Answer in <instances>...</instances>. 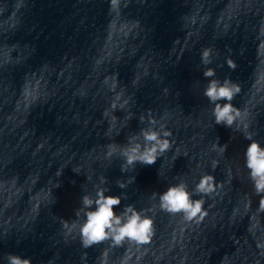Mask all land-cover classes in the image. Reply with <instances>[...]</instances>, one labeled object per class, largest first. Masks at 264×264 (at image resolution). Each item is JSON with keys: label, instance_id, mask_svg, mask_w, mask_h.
<instances>
[{"label": "clouds", "instance_id": "1", "mask_svg": "<svg viewBox=\"0 0 264 264\" xmlns=\"http://www.w3.org/2000/svg\"><path fill=\"white\" fill-rule=\"evenodd\" d=\"M209 57L210 50H203L201 63L210 64L211 59ZM227 63L229 68L235 69L236 65L233 61L229 60ZM202 75L205 78H212L216 76V71L208 67ZM239 91V86L228 78H225L223 82L215 78L208 80L203 95L214 105L212 115L216 125L232 128L236 123L241 113L231 101ZM220 101L226 102L220 103ZM140 119L141 123L145 120L143 116ZM156 123L157 121L151 117L149 111V126L141 128L137 134L128 137L126 145H108L106 157L110 159L119 154L124 160L120 166L122 173L129 169H135L137 163L148 166L155 164L157 159L168 152L173 145V141L169 139L172 132L166 130L164 125H160V128L157 129ZM245 139L251 141L245 150V166L257 195H261L260 206L264 210V195H262L264 194V147L252 138V133L246 132ZM212 147L213 150H218L221 153L227 150V144L220 145L219 138L214 141ZM216 163L213 161V168H215ZM58 175H61V172ZM134 180L135 177L133 176L128 181L117 180L116 183L118 187L124 189ZM213 181L212 175L201 176L191 193L183 182L169 186L159 194L160 209L171 214L183 213L184 218L189 221L196 218L198 214L202 216L203 200H194L192 196L213 192L215 190ZM106 182L107 179L101 177L100 184L94 186L95 195L84 194L81 197V206L75 211L77 220L83 216V222L79 224L82 247L89 248L105 240H111L114 246H121L125 240L135 242L138 245L148 244L154 233L153 219L143 215L142 210L138 211L132 204L126 205L119 214L114 212V207L121 204V196L106 195L105 193L109 189L100 186ZM55 187H59V183H56ZM153 195L156 194L153 193ZM76 222H72L73 226ZM64 226L69 227L67 221L64 222ZM5 259L7 264H32L30 257H21L13 253H8Z\"/></svg>", "mask_w": 264, "mask_h": 264}]
</instances>
